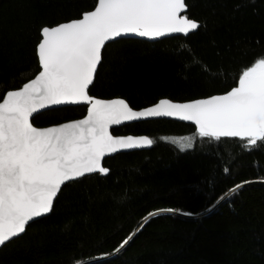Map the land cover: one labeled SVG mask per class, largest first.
<instances>
[{
    "label": "trees",
    "instance_id": "16d2710c",
    "mask_svg": "<svg viewBox=\"0 0 264 264\" xmlns=\"http://www.w3.org/2000/svg\"><path fill=\"white\" fill-rule=\"evenodd\" d=\"M186 2L188 15L201 23L196 32L107 44L89 94L124 98L140 109L236 86L239 72L264 56V0ZM96 3L0 0V97L38 72L42 26L78 18ZM85 113V106L62 107L32 123L42 128ZM111 132L148 136L154 143L105 159L107 176L62 187L53 212L0 248V264H264V148L248 152L239 138H201L193 126L166 119ZM170 137H189L193 147L181 150Z\"/></svg>",
    "mask_w": 264,
    "mask_h": 264
},
{
    "label": "snow or ice",
    "instance_id": "6c2138e0",
    "mask_svg": "<svg viewBox=\"0 0 264 264\" xmlns=\"http://www.w3.org/2000/svg\"><path fill=\"white\" fill-rule=\"evenodd\" d=\"M190 7L186 0H97L78 18L39 29L38 74L0 97V248L22 239L30 222L53 212L62 187L93 174L107 176L106 155L154 143L148 136H114L112 125L178 117L194 123L201 138H239L248 152L264 148V56L245 66L230 90L183 103L165 98L134 110L124 98L89 94L108 43L133 35L187 36L201 27L188 15ZM65 104H86L87 115L56 126L33 125L34 113ZM184 140L181 150L193 147ZM244 183L249 182L229 191Z\"/></svg>",
    "mask_w": 264,
    "mask_h": 264
},
{
    "label": "water",
    "instance_id": "95a60500",
    "mask_svg": "<svg viewBox=\"0 0 264 264\" xmlns=\"http://www.w3.org/2000/svg\"><path fill=\"white\" fill-rule=\"evenodd\" d=\"M94 9V8H93ZM92 9V10H93ZM197 31V30H196ZM196 31H194V32H196ZM194 32H190L188 35H190V34H192V33H194ZM187 35V36H188ZM170 37H186V36H184V34H180V33H177V34H172V35H170V36H166V37H161L159 40H162V39H165V38H170ZM123 39H138V40H143V41H147V42H157V41H159V40H148V39H146V38H141V37H138V36H128V37H125V38H123ZM111 43V42H110ZM109 44V43H108ZM37 58H38V56H37ZM40 70V69H39ZM38 70V71H39ZM36 74H38V72L36 73ZM35 74V75H36ZM35 75L32 77V78H34L35 77ZM31 78V79H32ZM27 82V81H26ZM23 85V84H22ZM21 85V86H22ZM20 86V87H21ZM91 87V85L89 86V88ZM206 98V97H205ZM113 99V98H112ZM200 99V98H199ZM159 101V100H158ZM157 101V102H158ZM156 102V103H157ZM173 102H178V101H173ZM183 102H187V101H183ZM183 102H178V103H183ZM155 104V103H154ZM153 105V104H152ZM75 106H85L86 107V113H85V115L84 116H86L87 115V105L86 104H76V105H68V104H65V105H54V106H50V108L49 109H41V110H39V112L40 113H43V112H45V111H49V110H52V109H57V108H62V107H75ZM151 106V105H150ZM147 107H149V106H147ZM145 108V107H144ZM143 108H140V109H134V110H142ZM37 115H39V114H36V113H34L33 114V117L32 118H30L31 120L34 118V117H36ZM84 116L83 117H81V118H79V119H83L84 118ZM160 119H166V120H172V121H176V122H180V123H184V124H187V125H191V126H193L194 128H195V125H194V123H192V122H189V121H183V120H181V119H179L178 117H156V118H148V119H141V120H137V121H131V122H124V123H121V124H119V125H112L111 127H110V132L113 130V129H117V128H119V127H121V126H123V125H128V124H132V123H138V122H143V121H150V120H160ZM75 120H77V119H75ZM71 121H73V120H71ZM67 122H69V121H67ZM63 123H65V122H63ZM61 124V123H60ZM56 125H59V124H56ZM56 125H51V126H56ZM47 127H50V126H47ZM42 128H44V127H42ZM112 133V132H111ZM113 135V134H112ZM114 136H120V135H114ZM123 136H126V135H123ZM133 136V135H132ZM140 136H142V135H140ZM151 146V145H150ZM150 146H142V147H139V148H134V149H128V150H120V151H118V152H116V153H112V154H109V155H106L105 157H104V160L105 159H107V158H109V157H113V156H115V155H117V154H120V153H127V152H131V151H138V150H147V149H149L150 148ZM103 160V161H104ZM101 176H103V175H101ZM50 214V213H49ZM49 214H47L46 216H48ZM46 216H43V217H38V218H36V221L37 220H39V219H41V218H44V217H46ZM31 223H33V222H30V224Z\"/></svg>",
    "mask_w": 264,
    "mask_h": 264
},
{
    "label": "rangeland",
    "instance_id": "374dc122",
    "mask_svg": "<svg viewBox=\"0 0 264 264\" xmlns=\"http://www.w3.org/2000/svg\"><path fill=\"white\" fill-rule=\"evenodd\" d=\"M184 138L185 137H170V138H168V140L170 142H172L173 140L178 141L179 143H173V142L172 143L175 144L176 146H178V148H180V143H185L186 142L184 140ZM187 138H188V140H190L193 143V140L191 138H189V137H187Z\"/></svg>",
    "mask_w": 264,
    "mask_h": 264
}]
</instances>
